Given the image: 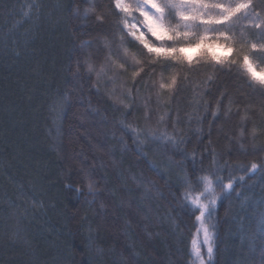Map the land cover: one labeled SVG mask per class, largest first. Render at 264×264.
Instances as JSON below:
<instances>
[{"label":"trees","instance_id":"16d2710c","mask_svg":"<svg viewBox=\"0 0 264 264\" xmlns=\"http://www.w3.org/2000/svg\"><path fill=\"white\" fill-rule=\"evenodd\" d=\"M92 7L105 16L102 25ZM119 26L111 0H0V264H191L196 222L182 199L184 175L195 180L209 170L213 154L236 176L244 173L235 166L264 162L258 87H247L233 66L206 88L207 74L191 77L157 105L158 73L134 82L131 67L125 72L108 59L100 33L115 40ZM245 31L256 38L257 29ZM85 41L93 47L81 49ZM89 62L104 68L100 78ZM255 62L264 67V59ZM217 99L221 112L213 118ZM121 121L185 142L178 149L139 143ZM238 191L218 203L212 264H264V175L246 176Z\"/></svg>","mask_w":264,"mask_h":264},{"label":"snow or ice","instance_id":"6c2138e0","mask_svg":"<svg viewBox=\"0 0 264 264\" xmlns=\"http://www.w3.org/2000/svg\"><path fill=\"white\" fill-rule=\"evenodd\" d=\"M119 17V28L116 39L107 38L106 33H100L103 47L109 50L108 59L115 68L128 71L136 78L145 74L144 79L158 73V79L153 83V91L157 105L170 102L173 96H178L185 90L191 77L207 74L202 81L204 88L214 79L215 73L235 66L240 76L245 78L247 87L259 88L264 94V67L258 66L255 59H264V0H111ZM36 16L39 15V5L33 6ZM259 9V10H258ZM31 11V9H30ZM89 12L96 13L95 7ZM31 18V17H29ZM95 19L102 25L105 16L96 13ZM246 29H257L255 39H249ZM118 41V43H117ZM81 49L91 48V41L80 45ZM116 47L117 59H113L112 49ZM135 49V50H133ZM235 53V55H233ZM251 53H259L257 58ZM89 72H96L97 78L104 73L101 67L96 71L93 63L87 64ZM147 69V71H146ZM167 73V74H165ZM203 98V88L194 97V105L200 106ZM222 99V97H221ZM128 100H132V90H128ZM125 108L131 107L124 100L119 101ZM145 117L150 107L145 103ZM204 113L208 105H202ZM231 111V106L225 112ZM221 112L220 99L212 111L215 118ZM164 111L159 120L168 118ZM246 118V117H245ZM197 123L202 119L196 116ZM125 129L131 128L134 138L139 143L145 139L171 145L179 148L184 138L169 133L166 129L147 128L140 130L121 121ZM257 130H251L255 137ZM244 137V129L239 132L238 141ZM254 143V140H253ZM243 147V143H241ZM196 159L195 154L191 157ZM213 167L196 175L195 180L184 175L181 185L184 188L182 199L190 207L194 215L195 231L191 238V264H212L216 228L214 218L218 203L222 197L230 199L233 194L240 195L238 189L244 185L246 176L264 175V162H252L248 166L237 165L235 170L244 173L236 176L233 166L227 161L221 162L213 154L210 157ZM228 170L227 179L224 171ZM89 193L95 191L94 184L87 185ZM79 191V189H76ZM264 209V206H262ZM260 227L264 230V210L259 214Z\"/></svg>","mask_w":264,"mask_h":264}]
</instances>
